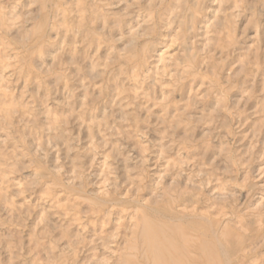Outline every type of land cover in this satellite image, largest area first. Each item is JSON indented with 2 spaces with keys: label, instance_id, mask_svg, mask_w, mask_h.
Wrapping results in <instances>:
<instances>
[{
  "label": "rangeland",
  "instance_id": "rangeland-1",
  "mask_svg": "<svg viewBox=\"0 0 264 264\" xmlns=\"http://www.w3.org/2000/svg\"><path fill=\"white\" fill-rule=\"evenodd\" d=\"M149 225L264 264V0H0V264H145Z\"/></svg>",
  "mask_w": 264,
  "mask_h": 264
},
{
  "label": "bare ground",
  "instance_id": "bare-ground-1",
  "mask_svg": "<svg viewBox=\"0 0 264 264\" xmlns=\"http://www.w3.org/2000/svg\"><path fill=\"white\" fill-rule=\"evenodd\" d=\"M159 229L160 231L158 232L156 227L151 225L146 229V247L150 261L145 264H183L180 261L185 258H189V264H201L202 261L200 256L193 250L202 249L204 253L208 257L211 256V258L215 255L214 253H216L215 243L208 234L201 235L199 231H193L194 235H191V238H197L196 246H194L195 249L190 247V249H186V252H182L183 246L179 245L182 241H177L175 238L162 240L159 233L162 232L164 226L161 225ZM219 259L221 260L220 264H225L221 257H219Z\"/></svg>",
  "mask_w": 264,
  "mask_h": 264
}]
</instances>
